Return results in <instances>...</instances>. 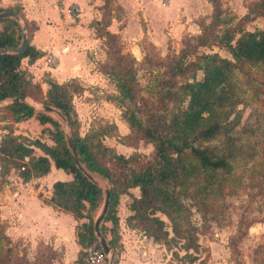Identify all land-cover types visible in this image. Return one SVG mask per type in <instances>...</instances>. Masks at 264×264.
I'll return each instance as SVG.
<instances>
[{
  "label": "rangeland",
  "instance_id": "obj_1",
  "mask_svg": "<svg viewBox=\"0 0 264 264\" xmlns=\"http://www.w3.org/2000/svg\"><path fill=\"white\" fill-rule=\"evenodd\" d=\"M219 1L223 14L218 35L227 28L237 27L240 17L251 4L250 0ZM70 2L76 3L81 9L80 14L85 15L87 22L83 31L86 34L83 38L87 41L93 21L100 18L98 14L103 5L101 0H83L82 3L77 0H48L37 11V6L30 3L29 12H26L28 18L24 17L18 5L11 7L5 3L8 6L3 7H7L5 10H18L21 17L23 14L22 21L29 35L37 29L35 21H28L31 13L50 15L54 10L56 20L61 18L66 21L65 27L78 25L79 18L70 19L64 11ZM120 3L133 9L131 17L127 22L124 21L126 36L118 37L117 41L121 52L123 50V54H128L135 60L136 99L130 102L120 97L110 75L114 62L106 42L101 38L90 48L86 45L81 47L93 64L84 75L88 82L71 79L64 85L76 90L72 102L79 121V135L86 137L92 144L100 142L122 156L125 162L116 160L107 165L115 177L125 175L128 179L153 163L155 156L154 144L129 125L128 117L132 115L143 127H156L159 123L162 127L167 126L187 106L188 98L183 94L182 86L194 80H202L203 73L190 68L179 74L175 69V63L184 48V39L193 36L191 30L180 33L173 40L168 33L171 32L170 23H174V20H154L149 39L142 36L139 29L146 30L148 22L136 11L139 7L138 0H110L107 8L111 11L113 28H117L116 20L123 19L118 6ZM203 3L206 8L202 9L204 19L201 23L207 19L209 24L212 18L211 8ZM56 20L48 18L45 22L51 26L60 25ZM18 26L19 29L13 26L8 28L21 34V26ZM2 28L0 25V30ZM243 29L246 32L262 30L264 19L257 18L245 24ZM76 34L82 36L81 32L70 31L65 41H73ZM237 38L238 35L234 39ZM204 54H217L221 58L231 59L224 48L214 46L199 48L185 62H197L195 55ZM89 72L94 77H90ZM48 78L45 74L37 83L31 79L34 85L39 86L42 96L46 95L48 88L44 82ZM233 80L238 103L233 114L236 126L227 134L232 138L228 140L226 136H218L202 144L227 157L231 165L230 173H219L211 184L207 173H199L196 178L186 181L185 190L176 188V192L181 190L178 197L182 210L177 215L174 214L175 219L172 221L159 211L152 215L162 221L163 230L168 234L166 240L161 239L159 242L146 234L144 223L132 219L133 212L129 205L133 198L140 197L139 189L124 191L125 185L120 180L117 184L121 193L116 208L120 221L119 240L116 255L114 254L116 264H264V67L241 64L234 71ZM43 113L64 128L61 119ZM16 123H13L11 113L0 112V138L9 130L13 133L18 130L22 134L16 136L24 143L39 139L52 144L47 134L50 125L41 126L37 120L32 119ZM12 173L17 175L16 171ZM96 178L110 189L107 181ZM6 181L4 179L0 183V193L5 184H9ZM101 208L102 205L94 214L93 222ZM7 221V216L0 219V264H66L61 254L47 245L30 248L14 244L5 233ZM102 227L108 242L111 223L103 221ZM128 229L130 236H124ZM81 251L79 258L81 264H85V248Z\"/></svg>",
  "mask_w": 264,
  "mask_h": 264
},
{
  "label": "trees",
  "instance_id": "obj_2",
  "mask_svg": "<svg viewBox=\"0 0 264 264\" xmlns=\"http://www.w3.org/2000/svg\"><path fill=\"white\" fill-rule=\"evenodd\" d=\"M210 2L213 8L210 23L200 22V34L184 39V48L175 63L179 74L190 68L203 73L202 80H194L182 86L183 94L188 98L186 108L163 127L160 123L156 127H143L132 115L127 119L129 125L149 139L155 148L154 162L128 179L125 175L115 177L107 165L108 162L116 160L125 162L122 156L100 142L92 144L86 137L79 135V121L72 102L76 90L69 85L47 79L45 83L48 89L46 95L42 96L39 86L34 85L31 76L22 69L23 59L33 63L42 56V52L29 44L30 35L23 53L0 56V101L28 97L38 104L58 110L67 121L80 163L89 173L109 183L110 207L104 221H109L112 225L109 229L108 245L115 255L119 240L116 208L121 193L117 189L120 180L125 185L124 191L130 188L139 189L140 197L133 198L129 205L133 212L132 219L144 223L146 234L159 242L161 239L166 240L168 234L163 230L162 221L152 215L159 211L173 221L174 214L177 215L182 210L179 189L185 190L188 179L196 178L199 173H207L211 184L219 173L231 171L226 156L219 155L202 144L218 136H226L228 140L232 138L227 134L237 123L233 116L238 103L234 71L241 64L264 67V29L255 32H246L243 29L245 24L257 18L264 19V0L251 3L247 13L238 21L237 27L227 28L220 35L217 30L222 24L221 4L219 0ZM5 11L20 15L18 10L0 8V13ZM0 25L3 27L0 30V49L17 48L21 43V34L8 28L13 26L19 29L17 22L1 19ZM107 25L106 14L102 15L100 21L94 22L96 34L106 42L114 62V68L110 72L114 86L123 100L132 102L136 99L135 60L130 55L121 53L117 37L105 30ZM236 35L238 38L234 39ZM214 46L224 48L231 59L221 58L217 54H204L195 55L197 62H185L199 48ZM0 112L11 113L13 123L34 117L41 125H50L47 134L52 142L47 144L35 139L24 143L9 130L0 141V183L4 182L11 170L16 171L24 182L45 176L52 166L71 175L70 181H58L52 185L48 204L71 214L75 219H86L87 223L77 229V242L84 248L94 244L99 246L94 235L93 216L103 203V193L74 163L62 125L27 104L8 105L0 108ZM35 149L42 155H36ZM176 188H179L177 192ZM102 233L105 234L103 227ZM116 262L115 258L114 264Z\"/></svg>",
  "mask_w": 264,
  "mask_h": 264
},
{
  "label": "crops",
  "instance_id": "obj_3",
  "mask_svg": "<svg viewBox=\"0 0 264 264\" xmlns=\"http://www.w3.org/2000/svg\"><path fill=\"white\" fill-rule=\"evenodd\" d=\"M46 1L48 0H0V8L3 10L7 9V7H3L6 5L5 3L10 4L11 7L18 5L19 8L22 9L21 12L24 14V17L28 18L26 16L29 15L26 12H29L28 9L30 3L37 6V11L42 3H45ZM77 1L82 3L83 0ZM101 1H103V5L101 13L98 14L100 18H96L93 22L100 21L102 15L106 14L108 25L105 30L114 34L117 38H124L126 36L124 21L131 17L133 9L128 7L125 3H120L118 6L121 8V17L123 19L116 20L117 28H113V25H111V21L113 20V18H111V11L107 8V5L109 6L110 4V0ZM162 1L163 0H138L139 7H137L136 11L143 16L145 19L144 21L148 22L146 30H139L141 35L148 39L151 35L150 27L153 26L154 20H160L161 22H164V20L168 22L169 19L174 20V23H170V31L172 33H168V36L173 40L174 38H177L180 33L188 30L192 31V35H197L201 31L199 22L204 19L202 18V9H205L206 7L203 2L211 8L210 16L212 17L213 8L210 0H169L166 5H163ZM256 1L257 0H250V3ZM72 6L77 7L78 12L72 13L70 11ZM64 11L70 19L71 17L79 18L78 25L68 26V28L65 27L64 24L66 21H62L61 18L56 20V12H54V10L51 11L50 15L49 13H44L42 15L31 13V17H29V20L27 19L28 21H35L37 26V29L29 34V44L36 50L42 52V56L33 63H29L27 59H23L21 62L22 69L28 72L34 83L40 81L45 74L49 76L48 79H51L58 84H66L67 81L71 79L88 82V79H85L86 77L84 75L88 72V68L93 64L91 63V60L88 59L87 54L85 56V53L82 50L83 48L81 47H85L86 45V47L90 48L93 46V43L95 44L99 41L100 37L97 36L95 26L92 25L90 28L91 30L88 29V40H84L83 37H85L84 34H86V32L84 33L83 29L87 20L84 19L85 15L80 14L81 9L76 3L70 2ZM247 11L248 7L246 8V13ZM48 18L56 20L57 24L60 25H48L47 22H45ZM204 21V23H208L207 19ZM170 27H168V30ZM70 31L81 32L82 36L76 34L73 41L66 42L65 38L70 34ZM92 31L94 33H92ZM152 44H155V42ZM134 47L137 46L134 45ZM47 52L52 53L56 57L57 65L52 69L39 68L38 64ZM121 53L123 54L125 52L122 50ZM89 75L90 77H94L90 72ZM83 82H81L82 87L85 86ZM30 119L37 120L34 117H31L28 120ZM21 134L22 133L18 130H14L13 135L16 136ZM24 135L27 134H23V136ZM2 138H0V141ZM35 152H37L36 155H42L38 149H35ZM12 171L14 172V170H11L5 177V180H7L6 182L9 184L7 185L6 183V186L0 193V219L6 218V216L8 218L6 223L7 229L5 232L7 233V236L10 237L14 244L18 243L21 246L35 248L47 245L51 247L52 250L61 254L66 264H74V262L75 264H81L79 256L84 247L78 244L76 233L77 229L83 223H87V220L75 219L71 214L60 211L48 204V200L52 195V185L58 181H70L72 179L71 175L66 174L65 172L61 173L62 170L56 169L52 166L50 172L45 176L31 178L29 181L24 182L18 173L15 176ZM118 222H120L119 219ZM130 234L131 233L128 229L127 234L124 236H130ZM108 235L110 239V234ZM105 236L107 235L105 234Z\"/></svg>",
  "mask_w": 264,
  "mask_h": 264
},
{
  "label": "water",
  "instance_id": "obj_4",
  "mask_svg": "<svg viewBox=\"0 0 264 264\" xmlns=\"http://www.w3.org/2000/svg\"><path fill=\"white\" fill-rule=\"evenodd\" d=\"M1 19H13L15 20L20 26H21V43L17 48H3L0 49V56L2 55H7V54H21L23 53L27 46H28V35H27V30H26V25L23 23L22 18L12 12V11H5L0 13V20ZM12 104H27L31 107H33L37 112H45V113H57L61 120L64 123V133H65V139L67 142L68 149L70 151V154L72 156V159L76 166L80 169V171L83 173V175L93 184H95L103 193V203H102V208L98 216L93 222V230H94V235L96 239L98 240V245L104 252L109 257V264H114L115 260V255L113 250L109 247L108 242L106 241L103 233H102V228L101 225L103 221L105 220V217L108 213L109 207H110V189L107 186H104L99 180H97L96 176L93 174L89 173L84 166L80 163L72 137L70 135V131L68 129L67 121L65 117L56 109L46 106V105H41L38 104L28 97H13V98H7L3 101H0V108H3L8 105Z\"/></svg>",
  "mask_w": 264,
  "mask_h": 264
},
{
  "label": "built area",
  "instance_id": "obj_5",
  "mask_svg": "<svg viewBox=\"0 0 264 264\" xmlns=\"http://www.w3.org/2000/svg\"><path fill=\"white\" fill-rule=\"evenodd\" d=\"M168 2L169 0H163L162 4L166 5L168 4ZM70 11L72 13H76L78 12V9L75 6H72ZM56 65L57 59L50 52L45 53V55L42 57L41 61L38 64L39 68L43 69H52L56 67ZM84 254L85 264H109V257L104 254V252L99 246H96L95 244L85 248Z\"/></svg>",
  "mask_w": 264,
  "mask_h": 264
},
{
  "label": "bare ground",
  "instance_id": "obj_6",
  "mask_svg": "<svg viewBox=\"0 0 264 264\" xmlns=\"http://www.w3.org/2000/svg\"><path fill=\"white\" fill-rule=\"evenodd\" d=\"M52 116H55V117L61 119L60 116L57 113H52Z\"/></svg>",
  "mask_w": 264,
  "mask_h": 264
}]
</instances>
